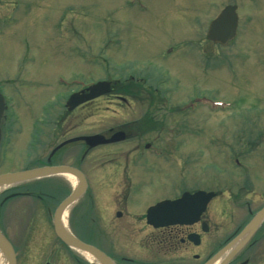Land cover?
<instances>
[{
	"label": "rangeland",
	"instance_id": "rangeland-1",
	"mask_svg": "<svg viewBox=\"0 0 264 264\" xmlns=\"http://www.w3.org/2000/svg\"><path fill=\"white\" fill-rule=\"evenodd\" d=\"M129 1L0 0V81L4 77L23 81L22 86L13 84L6 90L20 118V135L13 136L0 155V174L36 158L46 163L65 140L105 133L153 110L155 129L164 124L166 130L149 133L136 145L156 140V150L163 152L160 157L149 152L156 165H167L170 171L133 196L138 213L153 200L178 196L184 189L216 191L229 180H245L242 170L230 166L233 150L249 145L264 161V0H142L143 5L130 7ZM227 5L238 6L239 32L235 42L221 48L206 36L210 22ZM128 75L169 92L170 107L124 104L109 95L87 105V112L82 108L64 115L71 90L59 82L115 81ZM16 89H21V98ZM196 96L200 101L195 102ZM171 107L181 111L172 114ZM196 108L198 112H191ZM44 117L45 133L37 140L39 150L32 151V122ZM133 147L92 151L83 170L92 175L98 169L102 174L108 164L103 156L111 153L116 159ZM81 155V147L74 143L56 155L53 163L71 165ZM56 179L66 184L62 194L71 192L63 176L44 179L45 192ZM120 188L116 182L90 184L85 200L74 205V218L87 215V229L89 225L107 230L129 224L125 218L118 221L117 209L110 206L113 198L118 201ZM101 213L111 214L103 224ZM132 226L140 236L133 237L135 241L130 238L134 242L123 248L127 255L139 262L164 264L167 259L159 247H149L147 237H142L147 226L138 220Z\"/></svg>",
	"mask_w": 264,
	"mask_h": 264
},
{
	"label": "flooded vegetation",
	"instance_id": "flooded-vegetation-1",
	"mask_svg": "<svg viewBox=\"0 0 264 264\" xmlns=\"http://www.w3.org/2000/svg\"><path fill=\"white\" fill-rule=\"evenodd\" d=\"M22 83V78L13 82L4 77L0 81V101H3V112L0 119V155L10 146L12 137L20 135V118L16 114L12 97L6 90L13 84L22 86ZM144 84V80H137L134 77L121 78L115 84L112 82L111 96L113 95L119 103L124 104L132 101L148 104V107L153 106V108L162 105L170 107V100L166 95L169 92L166 93L154 86ZM79 92H87V80L72 90V93ZM16 94L21 98V89H16ZM141 96L143 97L142 101L139 99ZM128 97L131 99H127ZM96 101L88 104L86 102L71 112L65 110L64 115H70L82 108L83 112H87V105ZM177 108L174 111L171 110L172 114L179 112ZM149 114L139 116L120 127L108 129L105 133L100 134L109 139L118 133H123L125 138L119 143L88 149L85 142H77L76 144L82 150V155L78 159L79 163L77 160L71 165L64 164L79 169L87 178L88 186L90 184L105 186L108 183H119L121 188L118 201L113 198V204L110 206H115L117 209L114 215L118 221L125 218L130 223H122L116 229L97 230L91 225L87 229V216L85 215L83 219L74 218V207L67 221L68 231L83 243L91 245L105 254L114 264H155L153 261L139 262L138 258L129 257L128 252L123 250L125 246L131 245L140 236L137 229H134L133 226L129 227L130 224L133 225L138 220L147 226V233L142 237H147L149 247L153 246L155 249L157 245L163 252L167 259L164 264H208L232 245L258 213L264 209V161H260L261 156L258 153L248 149L249 145L241 150H233L230 156V166L242 170L245 173V180H229L224 183L222 189L216 191L199 188L191 191L184 189L178 196L168 195L153 200L152 204H142V207L146 205L144 212L138 213V209L135 207L137 206L136 199L133 196L138 195V192H143L146 187L154 185L157 176L159 177L161 174L167 176V172L170 171V167L167 165H156L155 158L149 152L150 147L156 145V140L136 145L139 138L142 139L156 130H158L157 132L166 130L164 124L155 129L157 126L155 111H149ZM46 124L47 118L45 117L42 121L32 122L35 127V132L32 135L33 146L31 145V148H34L32 151L39 150L36 146L37 140L39 141V135L42 136L45 133ZM92 135H99V133ZM92 135H84L80 138ZM67 141L69 140H65L59 145ZM122 145L134 147L127 153L118 155L116 159L111 156V153L103 156L107 159L106 163L108 164L107 167L105 166L106 169L101 171L102 174L97 173L98 169L93 170L95 174L92 175L83 170V164L89 159L92 151L101 147ZM71 146L72 144H69L57 150L46 163L43 159L36 158L18 170L2 174L39 169L45 166H58L53 163V158L60 152L70 149ZM161 152H163L162 149ZM31 155H29V160ZM245 160L249 163L243 165ZM168 181L169 179L166 183ZM53 183L54 185L46 192L43 179L16 184L0 191V234L11 244L13 264H100L86 254L70 248L57 237L55 213L69 193L62 194L66 188L64 181L53 180ZM199 191L214 192L215 195L207 203L206 209L201 213L197 223L158 229L147 224L146 213L150 207L163 200L179 199L185 192L195 194ZM53 194H57V196ZM143 196L144 193H141V200L144 199ZM92 199L88 197L87 200ZM143 202L144 200L141 203ZM101 217L103 224L104 220L107 221L111 217V214L101 213ZM130 238L134 241L131 242ZM144 241L146 240L144 239ZM6 260H2L0 263L10 264L9 260ZM218 264H264V218L252 234L242 242V245L239 243L233 246Z\"/></svg>",
	"mask_w": 264,
	"mask_h": 264
},
{
	"label": "water",
	"instance_id": "water-1",
	"mask_svg": "<svg viewBox=\"0 0 264 264\" xmlns=\"http://www.w3.org/2000/svg\"><path fill=\"white\" fill-rule=\"evenodd\" d=\"M239 17L237 14V6L225 7L220 15L211 22L207 39L216 45L226 47L231 41L235 39L238 31ZM88 94L73 95L68 103L69 110H73L78 105L91 101L111 91L110 83L99 82L88 89ZM3 112V101H0V119ZM125 138L124 134H117L111 139L106 140L102 135L77 138L68 141L62 145H66L73 142L83 141L90 148L97 147L99 145L114 143L121 141ZM58 147L53 154L62 147ZM58 175H69L76 179V186L70 196L59 206L55 215V230L57 237L65 243L67 246L75 248L87 255L95 258L100 264H114L109 258L97 250L95 247L85 244L72 236L61 224V219L65 211L76 203L87 190V182L84 175L77 169L70 167H44L41 169H34L28 171L17 172L13 174H6L0 176V188L11 186L14 184L27 182L36 179L47 178ZM214 197L213 193L198 192L196 194L185 193L181 199L176 201H163L154 207H151L147 211V223L155 228L167 227L170 225H192L199 220L202 212L205 211L207 203ZM264 218V209L258 213L255 219L251 222L248 228L240 235V237L228 246L219 256L214 258L208 264H215L222 257L223 254L230 251V249L236 244L245 241L257 227V225ZM13 249L9 241L0 234V254H3V258H8L10 264H13L12 253Z\"/></svg>",
	"mask_w": 264,
	"mask_h": 264
},
{
	"label": "bare ground",
	"instance_id": "bare-ground-1",
	"mask_svg": "<svg viewBox=\"0 0 264 264\" xmlns=\"http://www.w3.org/2000/svg\"><path fill=\"white\" fill-rule=\"evenodd\" d=\"M195 112H198V110H196ZM1 121V120H0ZM66 143V142H65ZM74 143H77V142H73V144ZM67 145H69V144H66V145H62V147L61 148H63V147H65V146H67ZM61 145H59L58 147H60ZM89 147V146H88ZM60 148V149H61ZM88 149H91L90 147L88 148ZM59 150V149H58ZM66 177V180L70 183V185L72 186V187H74V185L76 184V180L75 179H73L71 176H65ZM67 217H68V212L67 213H65V219H67ZM3 254H0V262H2V260L4 261V260H8V258L6 257V258H3V256H2ZM219 256V255H218ZM6 260V261H7ZM89 260H91V259H89ZM1 264V263H0ZM7 264V263H6Z\"/></svg>",
	"mask_w": 264,
	"mask_h": 264
}]
</instances>
